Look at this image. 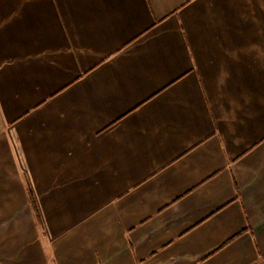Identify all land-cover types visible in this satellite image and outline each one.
I'll return each instance as SVG.
<instances>
[{
    "label": "crops",
    "instance_id": "obj_1",
    "mask_svg": "<svg viewBox=\"0 0 264 264\" xmlns=\"http://www.w3.org/2000/svg\"><path fill=\"white\" fill-rule=\"evenodd\" d=\"M0 264H264V0H0Z\"/></svg>",
    "mask_w": 264,
    "mask_h": 264
},
{
    "label": "trees",
    "instance_id": "obj_2",
    "mask_svg": "<svg viewBox=\"0 0 264 264\" xmlns=\"http://www.w3.org/2000/svg\"><path fill=\"white\" fill-rule=\"evenodd\" d=\"M37 211V210H36ZM37 216H38V214H37Z\"/></svg>",
    "mask_w": 264,
    "mask_h": 264
}]
</instances>
